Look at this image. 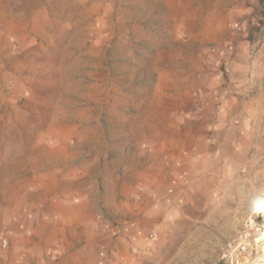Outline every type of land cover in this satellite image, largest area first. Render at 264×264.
Segmentation results:
<instances>
[{
	"label": "rangeland",
	"instance_id": "obj_1",
	"mask_svg": "<svg viewBox=\"0 0 264 264\" xmlns=\"http://www.w3.org/2000/svg\"><path fill=\"white\" fill-rule=\"evenodd\" d=\"M261 197L264 0H0V264L29 204L97 264H248Z\"/></svg>",
	"mask_w": 264,
	"mask_h": 264
},
{
	"label": "crops",
	"instance_id": "obj_2",
	"mask_svg": "<svg viewBox=\"0 0 264 264\" xmlns=\"http://www.w3.org/2000/svg\"><path fill=\"white\" fill-rule=\"evenodd\" d=\"M26 207L25 213L21 212L22 210H16V214L12 217L4 218V223L9 226L11 245L22 255L25 264H97V261L100 262L101 250L92 251L88 235H84L80 230L77 231V224L71 225L72 234L69 237H60L55 233V224H50L43 216L44 212L37 214L38 210L33 209L31 204ZM28 211L32 212V216L27 214Z\"/></svg>",
	"mask_w": 264,
	"mask_h": 264
},
{
	"label": "bare ground",
	"instance_id": "obj_3",
	"mask_svg": "<svg viewBox=\"0 0 264 264\" xmlns=\"http://www.w3.org/2000/svg\"><path fill=\"white\" fill-rule=\"evenodd\" d=\"M256 201L257 202L255 204V211L262 213L264 216V197L258 198ZM257 230L259 231L258 237L256 238L257 239V244H256L257 250H255L254 252V254H256L257 256H255V259H253L254 257L252 258L249 256L248 261H247L248 264H264V225L263 227L257 228ZM245 245L246 246L243 247L245 249H247L246 248L247 246L250 247L249 243Z\"/></svg>",
	"mask_w": 264,
	"mask_h": 264
},
{
	"label": "built area",
	"instance_id": "obj_4",
	"mask_svg": "<svg viewBox=\"0 0 264 264\" xmlns=\"http://www.w3.org/2000/svg\"><path fill=\"white\" fill-rule=\"evenodd\" d=\"M3 243H5L6 245L8 244V243H7V240H3Z\"/></svg>",
	"mask_w": 264,
	"mask_h": 264
}]
</instances>
